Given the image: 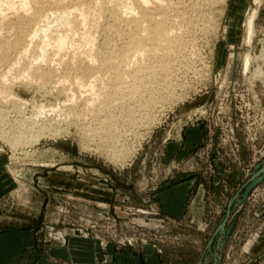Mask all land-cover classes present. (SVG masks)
<instances>
[{"label":"rangeland","instance_id":"1","mask_svg":"<svg viewBox=\"0 0 264 264\" xmlns=\"http://www.w3.org/2000/svg\"><path fill=\"white\" fill-rule=\"evenodd\" d=\"M170 1L185 11L194 2ZM222 6L204 7L213 27L186 34L176 96L125 123L123 155L73 118L31 146L0 139V235L15 226L35 239L12 264H264V0L250 44L254 0ZM35 88L12 87L25 113L65 99Z\"/></svg>","mask_w":264,"mask_h":264},{"label":"bare ground","instance_id":"2","mask_svg":"<svg viewBox=\"0 0 264 264\" xmlns=\"http://www.w3.org/2000/svg\"><path fill=\"white\" fill-rule=\"evenodd\" d=\"M261 1L254 0L246 15V44L256 34ZM212 2L223 8L226 0H194L186 11L169 0H0V139L13 148L31 146L73 118L101 137L105 151L123 155L125 123L147 121L176 96L175 57L191 46L186 34L214 24L204 19V7ZM251 60L243 55L244 72ZM15 83L55 90L65 99L47 109L34 103L25 113L27 102L12 91ZM9 107L14 119L8 118ZM48 154L42 150L38 156Z\"/></svg>","mask_w":264,"mask_h":264},{"label":"crops","instance_id":"3","mask_svg":"<svg viewBox=\"0 0 264 264\" xmlns=\"http://www.w3.org/2000/svg\"><path fill=\"white\" fill-rule=\"evenodd\" d=\"M201 137V133L190 132L191 141ZM10 233L0 235V264H12L22 250L34 248L35 239L30 230H19L15 226ZM135 264H139L136 262Z\"/></svg>","mask_w":264,"mask_h":264}]
</instances>
